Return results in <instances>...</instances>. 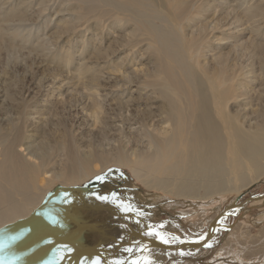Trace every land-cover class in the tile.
Returning <instances> with one entry per match:
<instances>
[{
	"label": "bare ground",
	"instance_id": "bare-ground-1",
	"mask_svg": "<svg viewBox=\"0 0 264 264\" xmlns=\"http://www.w3.org/2000/svg\"><path fill=\"white\" fill-rule=\"evenodd\" d=\"M49 1L36 0L33 5H30L32 1L20 0L14 5L10 1L4 8L2 4L8 1L0 0V73L3 76L0 79V97L3 96L0 101V227L27 216L57 185L78 187L111 166L126 168L130 177L148 191H163L178 199L198 201V205L206 200L218 201L226 193L238 194L264 175V104H261L264 102V26L260 28L264 23V0L257 3L244 0L231 7L232 13L226 12L220 18H213V11H205L208 3L205 0H59L52 11L66 10L72 14L67 19L59 18V23L47 32L50 31L52 45L56 46L60 38L67 44L56 46L61 52L48 54L47 42L31 36V29L19 26L44 15L51 8ZM218 6L221 13L226 9L222 4ZM211 9L215 10V6ZM228 16L237 26L247 24L249 37L242 40L243 35L236 32L214 36V29L219 30L221 20ZM206 18L215 19L211 29ZM15 22L18 27L10 24ZM45 28L41 26V30ZM107 28L116 32L115 37L105 46L101 45L102 39L98 40L86 54L78 55V59L102 62L103 70L111 68L117 72L127 65L136 66L130 77L125 76L127 73L124 76L125 83L136 84L137 95L125 101L111 98L113 107L97 99L95 93L99 72L103 70L86 61L71 66L76 58L75 47L88 48L94 32L97 37ZM88 29L92 33L89 40L80 45L72 43L73 35ZM29 36L36 39V45L33 40L28 41ZM213 36L219 41H233L228 49L214 51L209 41ZM208 51L214 52L210 59L206 58ZM118 53H124L123 57L110 62L109 57ZM242 57L246 64L240 62ZM18 58L24 63H18ZM4 64H9V68ZM20 71L22 74L16 77ZM64 72L69 73L66 84L74 85L70 87L75 93L78 89L85 90L83 97L50 96L56 92L54 89L61 87ZM256 72L258 75L253 76ZM46 76L58 79L57 82L50 80L51 89L45 84ZM244 76L257 78L262 86L255 98L249 94L251 85ZM253 98L260 103L256 104L257 109L251 108L250 113L255 116L254 122H250V116H246L251 114L244 107L251 105ZM81 115L87 120L78 124ZM114 118L119 121L116 130L111 124L115 123ZM130 122L138 124V129L126 133L119 124ZM113 129L115 132L111 133ZM110 139L114 144H109ZM105 144L110 148L106 149ZM82 192L79 188L76 197ZM69 196L66 200L75 202ZM90 198L78 197L75 203L112 206L99 203L98 197ZM116 209L121 214H134ZM105 211L113 215L108 220L119 225L117 231L121 230L122 238L127 239L129 229L123 224L125 219ZM67 212L64 209L62 213L68 215ZM81 212L92 217L97 211L84 206ZM49 215L46 208L41 217L53 219ZM136 216L138 222L132 229L154 238L142 230L148 227L144 218ZM222 218L218 220L220 225ZM39 225L46 224L41 219ZM84 232H78L80 237ZM30 233L23 229L16 236L23 238ZM99 234L104 241L108 240L104 237L105 231ZM206 234L207 231L201 234L203 239ZM61 235L76 243L73 235ZM130 239L132 243L141 242L134 237ZM42 241L55 242L54 239ZM40 247L36 243L23 244L13 255L25 260L22 264L43 263L48 255L46 248L40 254L35 252V259L20 256ZM63 264H67L64 259Z\"/></svg>",
	"mask_w": 264,
	"mask_h": 264
},
{
	"label": "rangeland",
	"instance_id": "rangeland-1",
	"mask_svg": "<svg viewBox=\"0 0 264 264\" xmlns=\"http://www.w3.org/2000/svg\"><path fill=\"white\" fill-rule=\"evenodd\" d=\"M2 1L3 2L8 1L5 4H2L3 7L5 8L7 7L8 4H10V1H12L11 4L14 5L15 3H17L16 1L19 2L20 0H2ZM58 1L59 0L49 1L48 6H51L50 10H46L43 13L44 15H42L43 17L42 16L38 17L39 19H37L34 22L24 21L22 22L23 24L21 26H19V24L17 25V22L10 23L12 26L16 25L17 27L19 26L20 28L24 27L27 30L31 29L30 31L31 36L35 35L38 37V39L42 38L45 42H47L46 45L47 46L49 45L50 49H46L45 52H48V54L52 52L55 53L61 52V49H59V47L56 46H58L59 44L60 45L67 44L66 42H64V39L60 38L58 39L56 46L52 45L51 42L52 38L48 36L50 31L47 32L50 28H52L53 26L59 23V18L67 19L70 18L72 14L66 10H63L61 12L57 10L52 11L57 6ZM205 1L208 2L207 5L204 7L205 11L208 12L213 11L214 12L213 18L215 17L220 18L221 16L223 17V15L225 16L226 12L231 11L232 6L233 7L237 6V3L242 4L244 0H228L229 1L228 3H224L223 1L225 0H205ZM245 1H247L248 3L258 2V0H245ZM25 2L28 3L31 2L30 5H33L36 2V0H25ZM219 4H222L226 8L224 9L225 11L223 10L222 13H221L222 10L219 11V6H218ZM244 5L249 6V4H243L242 6ZM213 6H215V10L211 9ZM34 8H37V4L34 5ZM230 16H228V18L225 20L224 19L221 20L219 24V26L220 25L221 26L219 30L214 29V36H219L230 32H236L238 35H243L242 40L249 37L248 29H245V27L248 25L243 24L237 26L238 25L237 23H231L232 20L230 19L232 18H230ZM48 17L49 20L47 21L46 18ZM44 20H46L47 22ZM205 20L209 21L208 29H211L215 19L212 20V18H206ZM41 26L43 27L47 26V28L41 30ZM263 26L264 23L260 24V28H263ZM19 30L20 29H18V31ZM18 31H16V33H18ZM105 31H104L105 33L98 34L97 37L94 32L93 38L96 37V40H94L93 38L90 39L91 46H89L88 48L81 49L80 46L75 47L74 56L76 58L72 62L71 66H77L81 62H85L86 60L84 61L82 59H78V55L81 57L83 54H86L87 51L93 48L92 47L93 44L96 43L98 40L102 39L101 45L105 46L108 43L107 41L111 40L116 35V32L112 33L109 28H107V30ZM107 32L108 35H106ZM22 34L23 33H21L20 35ZM91 35L92 33L90 32L89 29L87 31L86 30L82 31L77 35L72 36V43H77L78 45H80L84 41L86 42V40H89V37ZM31 36L27 38L28 41L33 40V37ZM214 36L209 38V41L211 42L212 46L215 47L214 51L223 47L225 48V50L228 49L229 43L233 41L232 39H230L231 41L229 39L219 41ZM32 42L34 45H36L37 43L36 39H34ZM24 50L26 51L27 48H25ZM81 51L82 53L80 54ZM213 54H214L213 51H208L206 54V58L209 59L212 58ZM29 55L30 57H32L33 53ZM123 55L124 53H118L115 54L114 56H110L109 61L110 62H112L113 60L119 61L120 58L123 57ZM244 60L245 58L242 57L240 62ZM17 62L18 63L20 62L21 64L24 63V61L21 60V58H18ZM86 62H89L87 64H89L90 66H94V67L98 66L101 69V71L103 70L104 65L102 62L98 64L93 61H86ZM245 62L246 61H244V63ZM4 66H7L6 68H9V64L8 65L4 64ZM135 67L136 66L134 65L133 66L127 65L126 68L124 69L121 68L122 71L120 69L119 72L111 70V68L104 69L102 73L99 72L100 74L98 75L99 86L97 88V92H95L97 94V99L101 100L108 107L109 106L113 107V105H111V102H113L111 101V98H119L125 101L126 99L129 98V96L137 95L136 93H138L137 92L138 90H136L137 89L136 84L125 83L126 77H130L131 75L130 72ZM66 69L68 70L69 68ZM125 73H127L125 75L126 77L124 76ZM257 73L258 72L254 73L253 76H257L258 75ZM21 74L22 71L17 73L16 77H18ZM62 75H63L62 77L66 75L65 76L66 79L64 78L63 82H61L60 85L61 87H59L58 89H54V91L56 92L57 90H59L60 95L56 92L54 93L52 92L50 96L61 98L67 96L68 94L69 95L75 94L76 98L83 97L84 94L86 93L85 90L78 89L76 90L75 93L74 90H72V87L74 85H71L70 83L66 84L67 76H69V73L67 74L66 72H64ZM0 76H1L0 79H2L3 77L2 73H0ZM40 76L41 75H39L38 77ZM251 79H253V77L252 78L245 77L244 80L249 82L248 84L251 85L250 90L248 89L249 94L255 98L256 94H258L257 92L260 89H262L260 88L262 86L259 85V83H257L258 82L257 78L256 79L254 78L253 81H251ZM45 80L46 81L48 80L45 83L46 85L48 83L47 89H51L52 83H49L50 80L57 82L58 79H53L51 76L49 77L46 76ZM140 92L142 94L145 93V91L144 92L140 91ZM32 94L33 93H30V95ZM254 98L251 105H245L244 107L245 110L249 111L248 114H251L246 116V117L250 116L249 118L250 122H254V116H255L254 114L250 113L251 108L252 110L255 109V107L257 109L258 105L256 104L260 103V100L255 101ZM1 100H3V96L0 97V101ZM261 104H264V102H261ZM233 108L239 109L242 107L233 106ZM114 119H115V123L111 122V124L112 127L116 130L119 121L117 118ZM81 120L82 121L84 120V122H86L87 119L85 115H81V117L77 120V123L79 124ZM130 123L131 124H127V123H124L123 125L119 124V126L123 129L124 132L126 131V133L128 131L134 132L135 128L138 127V124H132V122ZM80 127L83 128V125H80ZM114 129L113 131L111 130V133L115 132ZM111 141L112 140L110 139L109 144L110 145L111 143L114 144ZM109 144H105L106 149L110 148ZM128 172L129 171L126 168H118L111 166L107 168L105 171L96 174L87 183H83L77 188L83 189L82 197H84L85 200L86 199L91 200L90 197L95 196V198L96 197L99 198L98 201L99 203H109L122 211H126V209L131 208V212H133L136 215L142 216L144 218V221L148 225V227L151 226L152 229H154L155 231H159L163 237H165L170 241L172 240L171 236L173 237L177 236L178 238L181 239H188V237L189 238L202 237L201 234H204L206 232L208 223L218 213H220V211H222L226 205L230 204L235 197L240 195V198L238 199L237 202H241L247 197L264 193V175H263L258 182L254 183L253 185L247 188L241 189V191L238 194L235 192L226 193L225 195H222L218 201H214L213 203L211 202L208 203V201L206 200L205 203L202 202L203 205H198L200 203L198 201L191 202L183 198L178 199V197H174L168 193L166 194L163 191L161 192L148 191L142 185H140L136 180H134L133 176L130 177L131 174H129L130 172L129 173ZM60 187L61 186L57 185L56 187L51 189L47 193V197L49 195L55 194L57 192V189ZM68 189H72V187H69ZM47 197H45V199H47ZM100 197H106L107 199H100ZM69 198L74 200L75 202L79 200L76 197V195H70ZM252 202L251 203L247 202L246 204H243L242 207H238L237 210L235 211H233L232 209L228 215L222 218V224H224V226L217 228V231L215 233L216 235L214 234V237L207 242V245L210 246L204 245L201 248H195L191 250L185 249L182 251L173 250L171 252H166L161 249L159 250L147 249L138 258L133 259L132 255L141 249L139 245H135L128 248L126 247L120 248L115 253L103 252V255L105 256V261L106 263L109 264H125L124 262H128V264H135V262L137 261H139L140 264H145V262H149V264H216V263L264 264L263 263L264 259H262L264 257V203L263 202L252 203ZM67 210H68L67 212L68 215H65L62 213L63 209L57 207H50L48 209L50 214L49 218L53 216L52 217L53 219L46 220L44 216L43 217L40 216L36 220L32 221L30 225L26 226V229L28 231H31V235L39 233L40 230L48 229V230H53L59 234H63L65 236H72L78 231L80 226L85 225L87 223H94L96 225V229L104 230L106 233H110L108 229H105V227L110 223L108 217L113 216L109 212L107 211H105L104 213L95 212L92 213L93 215L92 217H90L88 215H81L79 214L78 211L74 209L73 210L67 209ZM41 219L46 224L45 226L39 225V221ZM230 224L232 225V227L226 226ZM114 234L118 238L120 236L121 238L123 237L120 231L114 230ZM83 237H85V239H83ZM152 237L156 238L155 236ZM104 240L105 239L100 236L99 231L88 229L86 232H84V234L81 237L77 239L76 243H78L79 246H83V247L86 246H97L98 248L112 247L113 245L112 242H110V244H107L105 242H107L108 240L107 241ZM43 242L44 241H40L36 243V244H40L41 247L37 250L32 251L33 253L36 252L40 254L41 250L45 248L47 249L48 255L45 259L42 260L45 262L43 263L41 262L39 264H63V259L67 264H92V262L96 260H99V264H106L96 253L93 252H88V254L79 253L68 244L57 243L53 241L52 244L49 245ZM14 253L15 251L11 253L12 256L10 257H13L15 260H20L19 257L13 255ZM181 253H183V255ZM72 254L74 255V257L71 258ZM64 256L66 259L64 258ZM31 257L35 259L33 256Z\"/></svg>",
	"mask_w": 264,
	"mask_h": 264
},
{
	"label": "water",
	"instance_id": "water-1",
	"mask_svg": "<svg viewBox=\"0 0 264 264\" xmlns=\"http://www.w3.org/2000/svg\"><path fill=\"white\" fill-rule=\"evenodd\" d=\"M69 187H64L61 186L60 188L57 189V192L55 194L49 195L48 197H53L56 198V200H51V199H44L40 205H38L36 208L33 209L32 212H30L27 216L16 219L15 221H12L4 226L0 227V264H22L25 260L20 259L19 260H15L13 257H10L9 254L12 253L13 251H18L19 246L25 244V245H31L37 242H40L42 240H50V239H54L55 242L57 243H64V244H68L69 246H71L74 250H76L77 252H96V254L102 259L103 262L106 263L105 261V256L103 255V252L106 253H115L117 250H119L120 248L123 247H129V246H133V245H142L143 248L140 249L138 252L134 253L132 255V258H138L144 251L145 249H151V248H156V249H168V250H183V249H194V248H201L204 245H206V243L208 241H210L213 238L214 232H215V228H220L221 226H224V224L220 225L218 224V220L222 217H225L226 215L229 214V211H231L232 209L236 208V207H240L243 204H246L247 202H250L252 200H264V193L259 194V195H255V196H250L247 197L246 199H244L241 202H237L238 199L240 198V195H238L237 197L234 198V200L226 205L224 207V209L222 211H220V213H218L209 223L207 226V234L206 237L202 240H197V239H182L184 242L183 243H169V244H164L161 242V240L157 239V238H149L145 235H143L141 232H137L134 229H132V225H137V216L134 214H131L129 212L123 213L121 214L120 212H117L118 210L116 209L117 207L115 206H110V205H89L86 202H83L81 204H76L75 202H71L66 200V198H68V195H77V187H73L72 189H68ZM76 191V192H75ZM80 191V190H79ZM75 192V193H74ZM78 197H82V194H78ZM263 202V201H262ZM264 203V202H263ZM84 206H88L89 209L91 211H105V210H110L114 213V217H122L123 219H125L122 223L124 224L126 229H129V234H128V238H121V237H117L114 234V230H117L116 228H118L119 225H115V223H109V229H111V231H113L112 233H106V235H104L105 238L108 239L107 244H110V242L113 243L112 247L110 248H98L97 246H94L93 248L90 247H83V246H79L78 243H75L74 241L70 240L69 238H65L64 236H62L61 234L52 231V230H40L39 233L31 235L28 234L27 237H18L16 236V233H20L23 229H25L26 231H28L26 229V226L30 225L32 223V221L36 220L38 217L42 216L43 213L45 212L46 208H50V207H57L60 209H74L76 211L79 212V214H82V210L84 209ZM228 227H232V225H226ZM83 228L81 230H84L85 232L88 229H93V230H97L99 232H102V230L96 229V225L94 223H87L85 225L82 226ZM80 230V231H81ZM143 231H148L149 228H145L142 229ZM154 230V229H153ZM80 231H77L75 234H73L74 239H77L80 237L81 233H78ZM121 231V230H120ZM31 232V231H30ZM130 237H134L136 239H139L141 242L138 243H132ZM199 241V242H196ZM50 245V243H47ZM52 244V243H51ZM16 249V250H15ZM21 253H23V251L20 250ZM22 257H35V253H33L32 251H28V253H25L24 255H20ZM103 256V257H102ZM22 261V262H21ZM109 264V263H106ZM128 264V263H125Z\"/></svg>",
	"mask_w": 264,
	"mask_h": 264
},
{
	"label": "snow or ice",
	"instance_id": "snow-or-ice-1",
	"mask_svg": "<svg viewBox=\"0 0 264 264\" xmlns=\"http://www.w3.org/2000/svg\"><path fill=\"white\" fill-rule=\"evenodd\" d=\"M114 195V194H113ZM100 199H107L106 197H100ZM126 211H131V208L129 209H126ZM162 227V226H161ZM146 235H149V236H155L157 239L161 240L162 243L164 244H169V243H174L176 242L177 240H179L180 243H183L184 241L183 240H180V238L178 237H173L172 240H168L166 239L165 237H163L159 231H155L152 229L151 226H149V230L148 232L146 233ZM200 239H203V237H200ZM196 242H199V241H196ZM205 246H210V245H206ZM183 255V253H181ZM92 264H99V260H96V261H93ZM135 264H140L139 261L135 262ZM145 264H149V262H145Z\"/></svg>",
	"mask_w": 264,
	"mask_h": 264
},
{
	"label": "crops",
	"instance_id": "crops-1",
	"mask_svg": "<svg viewBox=\"0 0 264 264\" xmlns=\"http://www.w3.org/2000/svg\"><path fill=\"white\" fill-rule=\"evenodd\" d=\"M93 186H95V185H93ZM89 191H92V190H89ZM94 193V192H93ZM82 194V193H81ZM83 195V194H82ZM78 198V197H77Z\"/></svg>",
	"mask_w": 264,
	"mask_h": 264
}]
</instances>
